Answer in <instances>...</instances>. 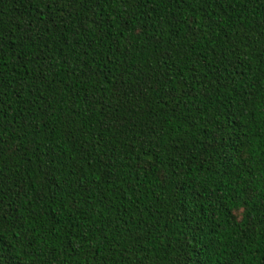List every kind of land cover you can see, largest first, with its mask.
<instances>
[{
	"label": "trees",
	"instance_id": "trees-1",
	"mask_svg": "<svg viewBox=\"0 0 264 264\" xmlns=\"http://www.w3.org/2000/svg\"><path fill=\"white\" fill-rule=\"evenodd\" d=\"M0 264H264V0H0Z\"/></svg>",
	"mask_w": 264,
	"mask_h": 264
}]
</instances>
